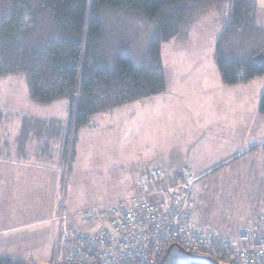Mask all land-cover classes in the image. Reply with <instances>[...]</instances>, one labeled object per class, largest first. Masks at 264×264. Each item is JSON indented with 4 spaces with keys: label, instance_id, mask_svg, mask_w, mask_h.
Masks as SVG:
<instances>
[{
    "label": "rangeland",
    "instance_id": "obj_1",
    "mask_svg": "<svg viewBox=\"0 0 264 264\" xmlns=\"http://www.w3.org/2000/svg\"><path fill=\"white\" fill-rule=\"evenodd\" d=\"M227 6L225 3L222 7ZM217 9L201 12L187 37L162 46L163 60L179 73L176 79L173 73L166 78L168 92L149 96L144 107L132 113L122 109L119 113L94 115L78 130L69 178L60 192L62 196L65 191L69 212L88 207L101 209L131 196L136 192L134 178L140 173L141 159L148 166L173 169L181 168V162L188 163L197 178L190 190L195 203L194 221L204 228L233 234L264 206V113L257 111L264 74L248 82L226 85L217 78L219 71L212 55L223 26L222 14ZM224 9L222 12L227 15ZM256 12L257 21L264 25V0H256ZM15 79H10V83L0 79L2 121L10 126L19 117L44 111L35 110L39 104L27 97L24 78ZM60 112L58 108L59 115ZM42 127V121L33 125L38 138L44 136ZM206 128L212 129L211 134H207ZM22 133L26 134L25 129ZM195 133L203 135L191 146L189 136ZM16 140L24 150L26 137L22 135ZM235 152L238 154L216 165ZM192 161L203 163L200 168H210L199 174ZM0 208L4 212L0 213V227L35 218L27 212L22 214L23 209L16 203L1 202ZM77 221L80 230L89 232L94 228L91 224L83 225L78 217L73 218V223ZM57 230L56 220L6 231L0 228V253L36 264H53Z\"/></svg>",
    "mask_w": 264,
    "mask_h": 264
},
{
    "label": "trees",
    "instance_id": "obj_2",
    "mask_svg": "<svg viewBox=\"0 0 264 264\" xmlns=\"http://www.w3.org/2000/svg\"><path fill=\"white\" fill-rule=\"evenodd\" d=\"M213 7L223 17L212 55L222 82L264 74V25L257 21L256 0H0V79L24 78L35 104H68L66 122L50 120L48 129L63 132L61 191L78 130L97 113L165 91L162 46L187 37L200 13ZM259 100L257 111L264 113V87ZM3 116L0 109V133ZM56 198V213L59 201L67 209L65 191ZM77 217H69L71 227H78ZM88 224L98 227L91 221L83 225ZM171 251L160 264H219ZM0 264L36 263L1 252Z\"/></svg>",
    "mask_w": 264,
    "mask_h": 264
},
{
    "label": "built area",
    "instance_id": "obj_3",
    "mask_svg": "<svg viewBox=\"0 0 264 264\" xmlns=\"http://www.w3.org/2000/svg\"><path fill=\"white\" fill-rule=\"evenodd\" d=\"M196 179L187 166H143L134 178L136 192L101 209L70 214L59 201L53 264H160L175 248L219 264H264V208L233 234L204 228L194 221L190 197ZM76 215L98 227H71Z\"/></svg>",
    "mask_w": 264,
    "mask_h": 264
},
{
    "label": "crops",
    "instance_id": "obj_4",
    "mask_svg": "<svg viewBox=\"0 0 264 264\" xmlns=\"http://www.w3.org/2000/svg\"><path fill=\"white\" fill-rule=\"evenodd\" d=\"M163 56L164 50L162 53V60ZM163 62L165 78L173 73L176 79L179 73L173 70V66L170 67L171 64L165 63V60H163ZM217 78L221 80L220 74L219 77L217 76ZM173 80L174 79H172V81ZM222 84L224 83L222 82ZM166 88V91L168 92V89L170 88V85H168V83ZM163 93L164 91L161 92V94ZM8 95L10 97L15 96V94ZM26 95L28 97V93H26ZM145 103L146 98L139 99L138 101L134 102H127V104L116 107V109H114L113 111L97 113L95 114V116H102L107 113H119L122 109H128L130 110V113H132L136 108L144 107ZM2 107L3 105L1 104L0 109ZM58 108L61 110L60 115L57 113ZM39 109L44 111L37 115L31 114L26 118L19 117L15 121L16 124H13L12 126H10V124L7 125V123H5V120L2 121V131L0 133L3 140L0 143V203H16L21 207L20 210L23 209L22 214L27 212L29 216H35V218H33V220L21 221V223H18L11 227L1 226V231H6L14 227L22 228L39 224L42 225L44 223H50L56 220L54 219L56 215V197L61 192L60 174L63 166L61 160V150L63 148V132L59 135H53L48 131V129L51 128L50 120H56L58 122L65 123L68 117L69 109L66 100L55 101L49 103V105L39 104L38 107L35 106V110ZM46 110H49V113H47ZM130 113L128 114V116L130 115ZM24 119L27 120V128H24V126L26 125V123L23 122ZM39 121L43 122V127L40 128L42 130V133H44L43 138L41 136L40 138H38L39 133L37 131H34L33 129V125H37ZM23 129L26 130V134L22 133ZM206 129L207 134H211L212 129ZM200 130L202 131V129ZM22 135H24L28 140L26 142L24 150L19 148L18 142L16 143V139L18 137H22ZM201 135L203 134L195 133L193 134V137L189 136L191 138L189 144H191V146H194L196 142L202 138ZM35 136L37 140L35 139ZM242 150L243 149H240V151ZM238 152H235L232 155L230 154V156H226V158H221V160H219V163H217L216 165H219L220 163H222V161L229 160L231 156H235L236 154H238ZM141 161V168L143 166H148L145 161H143L142 159ZM201 164L203 163L192 161L193 167L196 170H200L198 172L199 174L205 172L208 168H210H200ZM179 165H181V167L187 166L191 170L187 162H181ZM261 208H264V206ZM1 209L2 208H0V213H4L3 211H1Z\"/></svg>",
    "mask_w": 264,
    "mask_h": 264
}]
</instances>
